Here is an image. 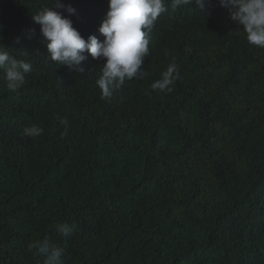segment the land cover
<instances>
[{
	"label": "trees",
	"instance_id": "1",
	"mask_svg": "<svg viewBox=\"0 0 264 264\" xmlns=\"http://www.w3.org/2000/svg\"><path fill=\"white\" fill-rule=\"evenodd\" d=\"M52 2L0 0V43L33 65L16 92L0 74V264H43L33 242L64 264H264V49L218 0L203 14L165 0L146 76L103 99V60L85 53L79 74L47 57L32 15ZM62 3L103 39L108 0ZM172 62V90H153Z\"/></svg>",
	"mask_w": 264,
	"mask_h": 264
},
{
	"label": "clouds",
	"instance_id": "2",
	"mask_svg": "<svg viewBox=\"0 0 264 264\" xmlns=\"http://www.w3.org/2000/svg\"><path fill=\"white\" fill-rule=\"evenodd\" d=\"M210 2L172 0L171 8L174 10L181 5L191 4L203 14ZM218 3L228 10L230 20L243 29L246 40L264 49V0H218ZM167 10L165 0H108V11L98 28L102 40L94 35L83 38L68 18L75 13V9L70 4L62 3V0H53L51 7H43L32 15V20L40 26L47 57L55 64L84 74L86 69L83 62L87 59L85 53L94 60H103L96 85L101 90V98L108 99L126 80L143 79L146 76L142 65L150 51L149 35L158 17ZM2 29L3 25H0ZM32 70L31 62L18 59L0 43V74L3 75L8 91L21 89L26 84L27 74ZM177 73L176 63H170L161 73L160 79L151 84V88L170 92ZM59 123L64 125L67 132V119L61 118ZM42 133L43 129L36 124L22 129V134L27 137L35 138ZM75 230V224L61 223L57 226L62 236H70ZM33 248L44 256L43 264H64L63 248L48 242H33L29 250Z\"/></svg>",
	"mask_w": 264,
	"mask_h": 264
}]
</instances>
